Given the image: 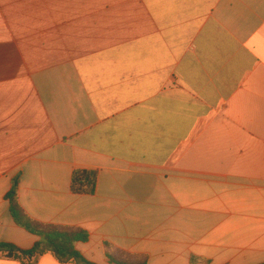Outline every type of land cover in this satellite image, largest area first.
Segmentation results:
<instances>
[{
	"label": "crops",
	"instance_id": "crops-1",
	"mask_svg": "<svg viewBox=\"0 0 264 264\" xmlns=\"http://www.w3.org/2000/svg\"><path fill=\"white\" fill-rule=\"evenodd\" d=\"M15 181L95 264H263L264 0H0V242L27 251Z\"/></svg>",
	"mask_w": 264,
	"mask_h": 264
},
{
	"label": "trees",
	"instance_id": "trees-1",
	"mask_svg": "<svg viewBox=\"0 0 264 264\" xmlns=\"http://www.w3.org/2000/svg\"><path fill=\"white\" fill-rule=\"evenodd\" d=\"M97 183L98 172L77 170L72 176L71 190L75 195H94ZM18 185L19 181H15L7 195L11 216L19 227L37 236L39 241L27 251L11 243L0 242V252L7 253L10 257L19 255L26 258L51 252L63 263L95 264L87 260L77 249V244L89 241V233L80 228L43 223L31 218L19 203ZM108 258L111 264H146V262H135L133 256L127 255L123 259H117L113 255H109Z\"/></svg>",
	"mask_w": 264,
	"mask_h": 264
}]
</instances>
